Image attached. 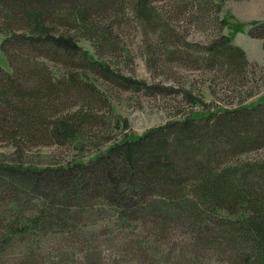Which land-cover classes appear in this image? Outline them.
<instances>
[{
	"label": "trees",
	"instance_id": "16d2710c",
	"mask_svg": "<svg viewBox=\"0 0 264 264\" xmlns=\"http://www.w3.org/2000/svg\"><path fill=\"white\" fill-rule=\"evenodd\" d=\"M118 2L0 5L37 33L27 40L32 45L94 63L71 37L44 41L49 25L113 48L111 31L97 28L90 11L102 17ZM151 5L138 4L146 22L155 20ZM250 35L264 40V24ZM204 50L218 67L253 65L225 36ZM41 82L32 98L52 97L55 86ZM27 112L22 128L39 125L42 115L33 121ZM261 149L264 101L188 114L86 163L42 170L0 164V264H264V160L244 159Z\"/></svg>",
	"mask_w": 264,
	"mask_h": 264
},
{
	"label": "rangeland",
	"instance_id": "374dc122",
	"mask_svg": "<svg viewBox=\"0 0 264 264\" xmlns=\"http://www.w3.org/2000/svg\"><path fill=\"white\" fill-rule=\"evenodd\" d=\"M118 1L102 17L90 11L97 28L111 31L113 48L48 24L44 41L71 37L94 63L32 45L27 40L37 33L0 5V164L42 170L86 163L188 114L264 101V40L250 35L264 24V0H149L157 9L151 22L140 0ZM221 36L253 65L208 61L204 48ZM42 78L55 94L37 100ZM27 111L42 121L26 130ZM244 159L264 160V149Z\"/></svg>",
	"mask_w": 264,
	"mask_h": 264
}]
</instances>
